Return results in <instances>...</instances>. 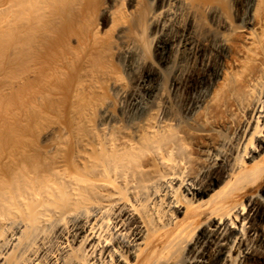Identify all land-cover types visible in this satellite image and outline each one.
<instances>
[{"label":"bare ground","instance_id":"1","mask_svg":"<svg viewBox=\"0 0 264 264\" xmlns=\"http://www.w3.org/2000/svg\"><path fill=\"white\" fill-rule=\"evenodd\" d=\"M116 1L0 0V264H264V0Z\"/></svg>","mask_w":264,"mask_h":264},{"label":"rangeland","instance_id":"2","mask_svg":"<svg viewBox=\"0 0 264 264\" xmlns=\"http://www.w3.org/2000/svg\"><path fill=\"white\" fill-rule=\"evenodd\" d=\"M106 1H108V0H106ZM115 3L116 4L114 6V9L117 12H120V13L121 12H127L130 9V6L128 5L127 0H117ZM118 10H120V11H118ZM94 23L96 24L95 27H94L95 31L98 32V33H100L101 35L109 36L110 33H113L112 32L113 31L112 30L113 29L112 23L107 18V16L105 14H101L100 17L98 16V17L94 18ZM142 36H144L141 39L142 45L144 44V47H142L143 48V51H144L143 54H144L145 57L150 58V57L153 56V54H152V47H151V43L149 42L150 40H149V36H148L147 30H144V32L142 33L141 37ZM146 47H148V48H146ZM148 55H150V56H148Z\"/></svg>","mask_w":264,"mask_h":264}]
</instances>
